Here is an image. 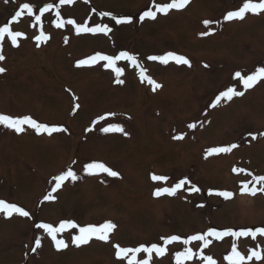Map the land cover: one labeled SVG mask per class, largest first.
Wrapping results in <instances>:
<instances>
[{"label": "rangeland", "instance_id": "1", "mask_svg": "<svg viewBox=\"0 0 264 264\" xmlns=\"http://www.w3.org/2000/svg\"><path fill=\"white\" fill-rule=\"evenodd\" d=\"M24 2L36 9L59 4V0H0V27ZM244 2L190 0L181 10L158 13L155 20L143 21L139 20L143 11L155 10L153 0H74L60 6L64 20L74 19L90 27L107 23L113 29L107 35L76 34L74 26L67 24L56 28L55 8L45 13L41 24L26 12L12 21V30L25 36L18 38V47L7 37L3 41L5 60L0 61V67L6 71L0 73V114L27 115L68 131L37 134L25 126V132L16 133L0 125V199L32 214L31 218L0 214V264H126L116 258L113 245L165 246L161 238L172 235L187 238L209 227L241 229L264 224V194H241V182L251 177L233 172L234 167L243 168L264 176V135H260L264 132V80L245 91L234 79L236 71L251 75L264 67V12L246 13L244 20L223 19L227 11L238 10ZM101 12L131 16L133 22L115 25L110 17H101ZM204 20L214 21L210 26L213 34L200 35L208 31ZM41 28L50 39L37 46L34 37ZM121 51L136 55L146 74L162 87L153 92L147 82H141L139 69L128 61L117 62L124 69L123 84L115 83V74L103 67L104 62L76 66L78 60L97 52L115 56ZM168 51L188 58L191 67L147 59ZM227 87L245 94L210 107ZM77 103L80 107L74 110ZM110 112L116 115L94 124ZM193 122L197 127L188 129ZM108 123L121 124L128 135L99 130ZM89 128L93 130L87 131ZM181 133L184 139H173ZM231 143L238 147L230 153L206 156L208 148ZM93 161L105 163L119 172V177L85 174L83 166ZM69 167L78 179L65 181L52 193L54 200L44 201L54 187L53 177ZM152 174L169 180L153 181ZM184 177L201 192L182 189L174 196L153 195L157 188L170 187ZM209 189L231 191L234 196L229 200L209 196ZM64 220L80 226L111 221L117 227L107 242L93 238L80 247L71 243L77 230H65L58 238L69 246L58 251L35 224L55 227ZM36 238L41 239V247L32 252ZM221 241L212 242L203 251L217 264H227L224 257L230 254L233 242L245 256L249 249L264 250L259 236L255 241L251 237ZM173 245L178 250L171 254L174 246L167 245L168 257L153 254L152 264H175L176 252L199 247L194 242ZM138 258H146V254ZM186 264L201 262L197 256Z\"/></svg>", "mask_w": 264, "mask_h": 264}, {"label": "snow or ice", "instance_id": "2", "mask_svg": "<svg viewBox=\"0 0 264 264\" xmlns=\"http://www.w3.org/2000/svg\"><path fill=\"white\" fill-rule=\"evenodd\" d=\"M7 3L8 0H5ZM74 3V0H59L58 5L47 4L42 7H38L36 11L38 14H35L34 7L31 3H23L19 6V10L14 13L11 17L13 22L17 21V18L21 17L25 12L29 17H34L36 24H41L42 17L45 13H50L53 8L56 9V28H63L65 24L72 25L75 28L76 34L82 33H103L107 35L112 32L113 29L109 27L107 23L104 24H96L94 27L88 26L87 23H77L74 19L64 20L61 18L60 6L62 5H70ZM190 3V0H171L169 3L160 4L157 3L156 0H153V7L155 10H152L150 7L148 10L143 11L140 15L139 20L143 21L146 18L155 20L157 18V14H165L167 15L170 10H181L186 5ZM264 12V0H260L258 3L252 2V0H246L243 3L242 7H239L238 10H229L226 15L223 16L225 21H233V20H244L246 13L252 14H260ZM101 17H110L111 21H114L115 25L122 24H130L132 23L131 16H117L113 15L109 12H101L99 13ZM214 23L212 20H204L203 24L208 31L201 32V36H208L213 34L214 29L210 26ZM35 26V25H33ZM25 36L24 33L19 31H13L9 24L5 23L2 27H0V61L5 60V56L3 53V41L5 37L10 39L11 45L18 47V38ZM26 38V37H25ZM37 41V46L41 42H47L50 37L45 35L43 29L41 28L38 35L34 37ZM68 41L65 40V43ZM148 60L158 61L162 65H167L169 62H175L177 65H186L191 67V62L188 58L183 55L176 54L172 51H168L163 55H150L147 57ZM118 61H128L130 64L139 69V77L141 82H147L152 91L155 92L157 89H160L162 85L152 79L150 76L146 74V69L139 63L137 56L130 54L128 51H121L118 55H106L97 52L94 55L89 56L86 59H80L76 62L77 67H91L96 65L99 62H104L103 67L105 69H110L115 74V83L123 84L124 80L121 79L123 75L124 69L117 66ZM208 67V65H205ZM6 71L5 68L0 67V73H4ZM234 79L238 81V83L242 84L243 89L246 91L248 89L253 88L258 82L264 80V67H260L256 69L253 74L245 75L240 71H236L234 74ZM245 91H238L235 87H227L226 90L220 91L218 95L215 96L214 101L211 102L210 107L215 108L221 104L222 101H231L234 97H241L245 94ZM74 99H76L74 97ZM80 105L77 103L74 105V110L79 109ZM115 113H107L104 116L98 117L94 124L99 123L101 120H107L109 117L115 116ZM0 125L5 128L14 130L16 133H23L26 131L25 126L34 130L37 134L47 133L48 135H52L53 133L59 132H67L68 129L63 126H49L46 123L38 122L36 119L31 116H23V117H12L6 114H0ZM197 127V123H189L187 125L188 129H195ZM92 128L87 129V131H92ZM100 131L104 133H122L124 135H128L125 132V129L119 123H108L107 126H102ZM253 140L256 139V136L251 132L249 133ZM260 135H264V132L260 133ZM173 139L182 140L184 139V134H178L173 136ZM238 145L235 143L228 144L226 146L220 147H211L206 150V156H211L214 154L221 153H230L233 149L237 148ZM76 161H73L75 164ZM83 171L87 175H97L100 173H106L109 177H119V172L114 171L111 167L107 166L103 162H89L83 166ZM233 172L235 173H245L250 176L251 179L247 182H241L240 185V193L247 194L255 197L258 193L264 194V176H256L251 172H247V170L243 168H233ZM71 179L72 181H76L78 179L77 173L73 170L72 167H69L66 171L61 174L53 177L54 187L51 191L46 194L43 199L44 201H51L55 199L52 193L56 192L60 189L63 183L67 180ZM151 179L153 181H168L169 177L152 174ZM190 187H186L189 186ZM185 190L191 193H199L201 189L192 181L184 177L179 179L178 182H175L170 187H161L157 188L153 195L156 197H160L162 195L174 196L178 192V190ZM208 195H216L217 197H222L224 200H229L233 198L234 193L227 190H212L209 189ZM203 207L204 205H199ZM0 214H3L7 218H11L13 214L19 215L20 217L31 218V213L25 210L23 207L18 206L15 203L7 202L6 200L0 199ZM35 227L37 229L43 230L44 233L47 234L48 237L51 238V241L54 243L55 248L59 250L66 249L69 245L68 243L62 239L58 238V234L63 233L65 230L75 229L77 230V234H74L71 240V243L76 247H80L81 245L88 244L93 238L107 242L109 240V234L113 232V230L117 227L111 221L104 222L97 225H86L80 226L73 220H64L59 223L58 226H53L50 223H36ZM264 237V226H255V227H246L241 230H232L231 228L219 231L217 229L209 228L207 231L203 233H197L188 236L187 238H182L178 235H172L167 238H161L164 242L165 246H159L155 243L151 244V246H145L143 244L137 247H121L120 245H113L115 248V256L118 260H123L126 264H152V257L155 254L158 257H163L166 254L167 245L173 244L174 242H182L183 245L187 246L192 244V242H202V247L198 252L193 251L191 247H185L182 251H178L175 253V264H186V262L193 261L195 257H199L201 264H217V262L213 259L211 255H205L203 250L207 249L209 245L212 243V240L209 238H214L216 241L223 240L225 237H232L235 240H239L241 237H251L252 240H256L257 237ZM35 246L31 248L32 252H36L38 248L41 247V239L36 238ZM256 247H259L257 245ZM144 253L146 254V258L140 259L138 255ZM227 261V264H249V262L255 261H264V250H256L255 248L249 249V254L247 256L243 255L237 247L235 242L232 243L230 254L224 257Z\"/></svg>", "mask_w": 264, "mask_h": 264}, {"label": "flooded vegetation", "instance_id": "3", "mask_svg": "<svg viewBox=\"0 0 264 264\" xmlns=\"http://www.w3.org/2000/svg\"><path fill=\"white\" fill-rule=\"evenodd\" d=\"M14 14H12V12H11V14L10 15H8V18H7V20H6V22L5 23H7V24H11L12 23V20H11V17L13 16ZM258 226H264V224H259ZM232 230H241V229H243V228H241V229H236V228H234V227H230ZM261 239H262V241H264V237H260ZM211 239V238H210ZM196 245L197 244H199V247L198 248H193V251H195V252H198L199 250H200V248H201V244H200V242H194ZM174 244V243H173ZM172 244V246H174ZM171 246V247H172ZM170 250H171V254L173 253V252H175L176 250H178V248H175V246H174V248H170ZM182 251V250H181ZM204 251V250H203ZM168 255H169V252L168 251H166V258L168 257Z\"/></svg>", "mask_w": 264, "mask_h": 264}, {"label": "bare ground", "instance_id": "4", "mask_svg": "<svg viewBox=\"0 0 264 264\" xmlns=\"http://www.w3.org/2000/svg\"><path fill=\"white\" fill-rule=\"evenodd\" d=\"M224 240V239H223ZM223 240L220 242V243H222L223 242Z\"/></svg>", "mask_w": 264, "mask_h": 264}]
</instances>
